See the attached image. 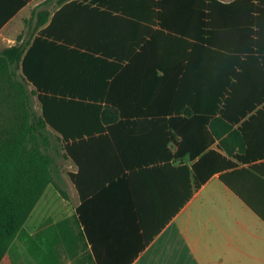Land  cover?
I'll return each mask as SVG.
<instances>
[{"label":"trees","instance_id":"obj_1","mask_svg":"<svg viewBox=\"0 0 264 264\" xmlns=\"http://www.w3.org/2000/svg\"><path fill=\"white\" fill-rule=\"evenodd\" d=\"M68 1L46 0L41 6L47 9L35 10L28 21V33L0 51V264L17 237L25 242L28 264H62L60 246L70 259L85 253L92 264H113L100 257L85 206L122 169L109 163L107 131L112 133L113 127L107 125L123 123L117 122V115L108 117L109 108L138 107L154 117L171 108L176 115L167 125L183 136L177 156L188 153L195 161V190L222 172L223 183L259 213L234 177L248 173L239 163L264 158V0ZM17 3L19 11L28 0ZM53 5L84 13L106 8L134 18L143 29V46L134 59L150 62L149 74L160 71L162 76L153 82L145 78L137 96L113 97L112 91L107 93V80L114 78L116 85L133 49L123 57L92 45L94 35L68 34L58 25L62 9L50 18ZM117 19L122 25L125 18ZM88 20L80 13L77 23L86 27L92 23ZM154 26L159 30L152 35ZM164 32L189 42L176 51L175 44L160 38ZM188 47L192 51H185ZM176 53L188 64L175 94L177 85L162 63ZM32 95H37L41 113ZM182 100L190 109L189 118L180 116ZM133 116L121 114L127 120ZM217 123L222 132L216 131ZM218 140L217 148H211ZM59 157L70 158L77 167L69 175L81 204L73 216L48 218L32 234L25 224L49 185L70 199L62 186ZM183 169L190 175L187 166ZM143 237L145 245L153 238Z\"/></svg>","mask_w":264,"mask_h":264},{"label":"crops","instance_id":"obj_2","mask_svg":"<svg viewBox=\"0 0 264 264\" xmlns=\"http://www.w3.org/2000/svg\"><path fill=\"white\" fill-rule=\"evenodd\" d=\"M45 1L28 0L18 11L17 0H0V51L12 45L22 32L27 15ZM51 7L52 19L62 6ZM60 12L63 13L58 25L66 28L68 34L94 35L96 38L90 40L92 45L118 52L123 57L133 49V54L122 64L116 85H113L114 78L107 80V93L112 91L113 97L137 96L138 86L145 78L153 82L154 78L162 76L160 71L149 74L146 68L153 65L150 62L134 59L143 46L139 44L143 29L134 18L123 17L119 11L107 12L106 8L84 13L77 7H68ZM80 13L86 14L92 23L81 28L77 23ZM120 17L125 18L124 21L121 19L122 25L116 23ZM152 30L153 35L159 26ZM179 37L168 32L160 35L169 45L170 42L172 46L175 44L176 51L179 44L189 42L182 43L184 41ZM188 48L185 51H192ZM187 64L188 61L182 60L178 53L162 63L169 68L170 78L177 85L173 90L175 94ZM184 90L188 92L187 85ZM166 92L161 88V93ZM184 101L180 102L182 118L188 117L190 112ZM140 113L145 116L139 119L136 114ZM121 114L135 116L127 120ZM148 114L147 109L138 107L121 111L109 108L108 117L117 115V122H123L107 125L113 127L112 133L107 131L109 163L114 162L122 169L85 205L92 236L102 254L100 257L113 264L130 260V264H264V158L248 164L239 163V169L248 170V173L234 177L238 188L249 196L259 214L223 183L222 172L213 174L195 190L191 170L195 161L188 153L177 156L183 136L179 129L167 125L176 114L171 108L155 112V117ZM215 129L222 132L218 123ZM218 143L219 140L211 148H217ZM183 166L189 168L190 175ZM188 194L191 197L186 200ZM53 197L66 201L49 185L29 217L32 224L43 220L44 214L53 215ZM40 202L42 206H39ZM80 204L79 199L74 204V212ZM144 235L153 236L148 245H145Z\"/></svg>","mask_w":264,"mask_h":264},{"label":"rangeland","instance_id":"obj_3","mask_svg":"<svg viewBox=\"0 0 264 264\" xmlns=\"http://www.w3.org/2000/svg\"><path fill=\"white\" fill-rule=\"evenodd\" d=\"M41 5L42 3L37 4L34 10L47 9L46 6H41ZM51 9H53V7H51ZM33 12L34 11L29 13L27 15V18L24 19L23 30L21 33H19L18 37L21 35H26L28 31L30 30V24L28 21L32 17ZM36 22H37V18L34 20L33 23L35 24ZM18 37L14 42H12V45L18 43ZM28 87L30 90L34 89L32 85H29ZM32 96H33L34 105H35L36 110L39 113H41V104L38 100L37 95H32ZM58 164L60 165L62 175H63L62 186L68 193H70V199L68 202L67 200L62 202L60 198L56 200L55 197H53V199L51 198V200L53 201L52 208L54 209L53 215L49 216L48 213L44 214L43 220L41 219L42 221L40 220L38 222H34L33 224L31 223V220L28 219V221L25 224V228L32 234H35L48 218H53L55 221H60L67 217L73 216V214L75 213L74 204L78 203L80 198H79V194L77 192L76 186L73 180L71 179L69 173L75 172L77 167L75 163L70 158H67V157H59ZM52 189L55 193H59L53 185H52ZM61 198L63 197L61 196ZM58 200L59 201L61 200V202H59ZM39 206H42V202H40ZM59 250H60V254L62 258V264H92L91 261L87 259L85 253L80 254L78 258L76 259H70V257L67 255L63 246H60ZM28 263H29V257L27 255L25 242L21 241L17 237L15 238L11 247L9 248L8 253L4 257L1 264H28Z\"/></svg>","mask_w":264,"mask_h":264}]
</instances>
